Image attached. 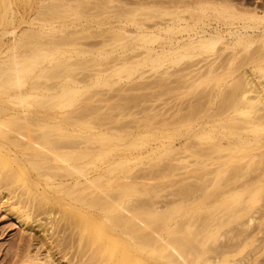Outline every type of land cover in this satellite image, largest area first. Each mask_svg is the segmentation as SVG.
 <instances>
[{"label":"bare ground","instance_id":"bare-ground-1","mask_svg":"<svg viewBox=\"0 0 264 264\" xmlns=\"http://www.w3.org/2000/svg\"><path fill=\"white\" fill-rule=\"evenodd\" d=\"M113 1L38 0L0 54V187L25 190L0 203L70 214L86 264H264V10Z\"/></svg>","mask_w":264,"mask_h":264},{"label":"rangeland","instance_id":"rangeland-1","mask_svg":"<svg viewBox=\"0 0 264 264\" xmlns=\"http://www.w3.org/2000/svg\"><path fill=\"white\" fill-rule=\"evenodd\" d=\"M25 1L26 0H24L23 2H21V4H19V6H16L14 8L13 15H14V18L16 20H14V22L10 25V27L11 26L12 27L11 28L8 27L7 32H4L3 36H2V34L0 35V54L1 55L4 54L5 50H7L8 47L12 44L11 42H13L14 37L16 35H18L24 28H26L28 26L27 22L31 21V19L34 16V13L37 10L38 0H29L26 3H24ZM51 1L53 2L54 0H51ZM135 1H137V2L135 3ZM143 1H148V0H119V1L114 0L113 4H116V5L125 4L128 6L134 7V6L140 5V3H138V2L142 3ZM193 1H197V0H193ZM229 1L235 5H238V4L241 6L243 5L241 8H243V7L244 8L245 7L246 8H251V7L256 8V10H258L259 13H261V11L264 10V6H263L264 0H241L242 2L240 0H238V1L237 0H229ZM249 4H250V7H248ZM259 5H261V6H259ZM131 26L132 25H130V24L127 25L128 28H132ZM99 38L100 37H97V36L96 37H94V36L88 37V38L83 39V42H85V44H87L89 42H90L89 44L96 43L97 41L101 40V38L100 39ZM95 46H97V44H95ZM115 54H118V53L115 52ZM127 81L128 80L124 79L121 82V85H125V83L127 84ZM143 90L141 92H144ZM113 93H116V92H113ZM152 101L154 104L157 103L155 100H152ZM150 102H151V100L149 101V104H153L152 102L151 103ZM146 104H148V102H146ZM133 109H136V108H133ZM116 118L120 119V121L124 120V122H125V121H127L125 118H128V117L124 116V118H123V115H120V117H119V114H118ZM130 123H128V125L126 124L124 127L127 129L128 128L127 126L133 124V123H131V124ZM122 129H124V128L122 127ZM2 174H3V172H0V178L2 177ZM156 180L157 179H155V180L153 179L151 181H156ZM147 185H149V184H147ZM19 190H20V192H18ZM19 190L17 189L16 192H13L14 196H11V195H13L12 191L10 192L6 188L4 189V187L1 186L0 187V198H2L1 200H3L2 204H3V202H5L6 205H10V204H12L13 201L15 202L17 200L16 196L18 195V193L23 194V192L25 191V190L22 191V189H20V188H19ZM161 193H162V195L166 194L165 191H162ZM162 197L163 196H161L160 199H162ZM2 204L0 203V264H69L70 261H72V262L74 261L75 264H86L87 262H90V261H92L93 258H95V257L91 258V257H87V256H86L87 257L86 258L85 255H83L84 253L80 252L78 250V248L75 247L76 244H74V243H76V241H73V240L76 239V238H74V236L76 237V234L75 235L74 234L68 235L69 232L67 233V231L62 230L63 228H61V226H63V223H64L63 220L65 218L69 219L68 217L70 214H68L66 212L58 213L56 216L58 217V219H59V217L61 219H59V221L56 222V224L54 225V229L52 231V228H49L52 225L50 223L46 222L47 220H49V218H47L46 214L40 213L37 215V214L31 213L30 215L33 218L30 219V222H28L27 225L23 224V226H22V224L18 223L16 220L11 218L10 213L5 209V207H3L4 205H2ZM255 215L258 216L259 214L255 213ZM62 221H63V223H62ZM256 221H257L256 219L252 220L250 222L251 226L255 225ZM29 223H31V224H29ZM44 223H47V224H44ZM60 229L62 230L60 233H62V232L63 233L65 232V233L62 234L60 237L58 236L57 240L53 242V238H52L53 233H54V235H57L58 231H60ZM56 232H57V234H56ZM60 233L58 235H60ZM43 234H45V235H43ZM65 235L66 236L68 235V236L64 237ZM69 236L70 237L72 236L73 239H72V237L70 238ZM45 237H46V239H45ZM68 237L70 239L65 241L66 239H68ZM63 238L64 239L66 238V239L64 240ZM44 239L48 242L52 241L53 243L51 242L52 243L51 246L49 245L48 242L44 241V242L48 243V246L46 247L47 244H45L43 242ZM68 241H70V242L68 243ZM81 253H83V254H81ZM49 255H51V256H49ZM80 258L84 262L83 261L81 262ZM85 258L87 261L86 263H85ZM88 258H90V260Z\"/></svg>","mask_w":264,"mask_h":264}]
</instances>
